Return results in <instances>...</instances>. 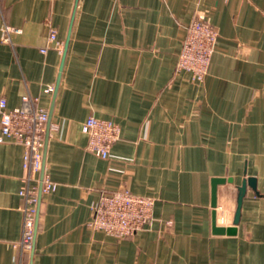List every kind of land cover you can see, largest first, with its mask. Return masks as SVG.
<instances>
[{
	"label": "crops",
	"instance_id": "crops-1",
	"mask_svg": "<svg viewBox=\"0 0 264 264\" xmlns=\"http://www.w3.org/2000/svg\"><path fill=\"white\" fill-rule=\"evenodd\" d=\"M197 14L218 34L201 83L175 70ZM4 26L18 32L0 41V98L8 110L35 98L56 127L43 168L57 186L40 198L28 264H264V0H0ZM90 116L120 127L107 159L87 150ZM23 154L0 143V264H17ZM122 187L153 199L150 225L92 230L91 204ZM213 212L235 233L214 234Z\"/></svg>",
	"mask_w": 264,
	"mask_h": 264
},
{
	"label": "built area",
	"instance_id": "built-area-1",
	"mask_svg": "<svg viewBox=\"0 0 264 264\" xmlns=\"http://www.w3.org/2000/svg\"><path fill=\"white\" fill-rule=\"evenodd\" d=\"M1 32L0 41L9 43L10 35L18 31L4 26ZM217 36L216 29L204 15H195L177 57L176 72L189 73L193 82L201 83L207 75ZM48 41L61 51L62 43L56 40L54 30L49 32ZM45 52L46 49H40V53ZM43 92L50 93L52 88L47 87ZM55 129V125L49 122L48 112L38 105L35 98L23 95L19 107L11 110L7 109L5 99L0 98V143L11 140L24 148V176L18 191L22 200V229L16 245L17 264H28L27 258L32 253L41 196L56 190V183L43 168L46 134L48 130ZM81 131L87 136V150L100 159L110 157V149L120 137L117 123L93 116L86 119ZM153 207L152 198L135 195L122 187L100 195L91 204L88 226L116 239L133 237L150 225Z\"/></svg>",
	"mask_w": 264,
	"mask_h": 264
},
{
	"label": "water",
	"instance_id": "water-1",
	"mask_svg": "<svg viewBox=\"0 0 264 264\" xmlns=\"http://www.w3.org/2000/svg\"><path fill=\"white\" fill-rule=\"evenodd\" d=\"M225 179H212L211 181V207L213 209H215L216 207V190H217V186L221 185L223 183H225ZM230 182V181H228ZM246 185H248L251 188H254V179L249 178L247 179V181L242 182L241 186L238 188L239 191V195L237 198V210L234 216V226L238 224L239 221V213H240V207H241V201L242 198L245 194V190H246ZM212 230L214 234H234L235 233V228L234 227H228V228H224V227H216L215 225V212H213V216H212Z\"/></svg>",
	"mask_w": 264,
	"mask_h": 264
}]
</instances>
